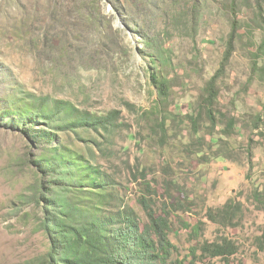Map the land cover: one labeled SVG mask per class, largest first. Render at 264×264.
Segmentation results:
<instances>
[{"label":"rangeland","instance_id":"1","mask_svg":"<svg viewBox=\"0 0 264 264\" xmlns=\"http://www.w3.org/2000/svg\"><path fill=\"white\" fill-rule=\"evenodd\" d=\"M90 1L82 7L80 0H0V84L7 87L0 100L11 96L14 110L31 100L37 106L43 98L99 114L120 110L109 135L62 134L68 147L112 181L114 199L104 209L132 210L142 228L152 216H163L169 244L163 246L153 231L151 237L169 264H264V204L255 198L264 193V56L253 69L264 30L253 21L255 1H238L240 36L223 69L231 31L225 0L161 2L159 18L141 19L154 38L152 49L139 43L141 34L108 1ZM98 4L108 18L99 17L105 26L95 22ZM52 6L60 19L55 23ZM156 48L160 72L169 80L165 99L150 79L148 52L156 56ZM216 74L213 122L206 98ZM4 116L0 264H24L45 252L48 241L41 207L31 198L37 175L28 140ZM230 120L233 129L227 127ZM143 195L151 210L140 202ZM227 203L238 205L234 225L209 215ZM195 225L198 234L192 232ZM225 239L234 244V254L202 253L200 244Z\"/></svg>","mask_w":264,"mask_h":264},{"label":"trees","instance_id":"2","mask_svg":"<svg viewBox=\"0 0 264 264\" xmlns=\"http://www.w3.org/2000/svg\"><path fill=\"white\" fill-rule=\"evenodd\" d=\"M80 1L82 7L90 5L91 2ZM107 1L117 13L124 15L128 25L141 34L139 43L144 44L146 49L155 48L154 38L144 29L141 19L151 15L159 18L161 2L165 0ZM225 1L231 17V31L222 69L233 54L242 25L239 18V0ZM254 1L253 21L264 30V0ZM53 6L50 13L52 23H55L60 19L53 11ZM100 15L103 20H108L107 15L100 12L98 4L95 22L105 26V22L99 18ZM158 51L156 48V56L148 52L151 56L150 79L159 96L165 99L169 95V80L160 72L162 56ZM262 56L264 37L254 54V71L259 69L258 59ZM217 77L218 74L214 75L207 86L209 95L206 98V113L213 122L215 115L211 106L216 98ZM5 89L7 87L0 84V90ZM49 103L48 99L43 98L39 99L36 106L31 100L24 103V108L14 110L15 103L11 96L7 100H0V107H4L0 113L16 129L19 128L28 140L31 149L29 163L37 175L31 198L32 202L41 207L43 230L48 241L45 252L24 264H169L166 256L158 253V247L151 237L153 231L160 236L163 246L169 244L164 217L154 215L150 223L142 228L132 210H105L103 205L112 204L114 199L111 194L112 181L89 159L68 147L62 138L63 133L79 130L101 131L109 135L118 126L120 110L113 109L106 114H99L82 110L63 99L53 100L52 105ZM161 123H165V118ZM234 126L235 122L230 120L228 129H233ZM255 198L264 204L263 192H256ZM140 202L148 210L152 209L151 200L146 195L141 196ZM212 211L209 213L212 219L222 220L226 226L234 225L238 205L227 203L217 211ZM199 228V225H195L192 232L198 234ZM200 249L204 255L216 257H228L236 252L232 241L227 239L221 242H204L200 244ZM193 253L195 256L196 250ZM170 264H195V261L177 260Z\"/></svg>","mask_w":264,"mask_h":264},{"label":"water","instance_id":"3","mask_svg":"<svg viewBox=\"0 0 264 264\" xmlns=\"http://www.w3.org/2000/svg\"><path fill=\"white\" fill-rule=\"evenodd\" d=\"M106 1H107V0H106ZM110 4H111V3H110ZM109 10H110V8L107 9V11H109Z\"/></svg>","mask_w":264,"mask_h":264}]
</instances>
